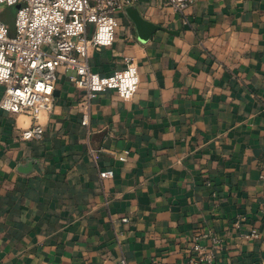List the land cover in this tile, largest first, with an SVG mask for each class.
Returning a JSON list of instances; mask_svg holds the SVG:
<instances>
[{
    "label": "crops",
    "instance_id": "obj_1",
    "mask_svg": "<svg viewBox=\"0 0 264 264\" xmlns=\"http://www.w3.org/2000/svg\"><path fill=\"white\" fill-rule=\"evenodd\" d=\"M130 6L150 38L124 10L114 44L88 49L101 75L133 58L130 100L99 93L83 126L84 93L61 73L39 140L21 138L30 116L0 110V264H206L199 234L220 239L212 264H264V0Z\"/></svg>",
    "mask_w": 264,
    "mask_h": 264
},
{
    "label": "built area",
    "instance_id": "obj_2",
    "mask_svg": "<svg viewBox=\"0 0 264 264\" xmlns=\"http://www.w3.org/2000/svg\"><path fill=\"white\" fill-rule=\"evenodd\" d=\"M137 0H0L2 6L19 2L15 32L0 19V110L25 114L36 123L21 132L23 140H39L44 128L37 122L41 112L54 103L58 76L65 73L68 82L82 90L81 124L88 127L92 101L106 90H113L122 100H130L139 89L138 66L125 57V66L109 75L90 69L88 49L112 46L119 27V15ZM178 12H184L194 0H160ZM186 21V20H185ZM77 38V40H75ZM1 130V126H0ZM96 163L97 156L91 152ZM125 160L124 156L119 157ZM112 169H98L101 180L112 178ZM264 178V174H261ZM126 221V218L124 219ZM206 236L193 238L194 261L212 264L220 239L212 237L210 246L201 243ZM245 238L261 239L252 228ZM114 264H128L121 257ZM228 264H233L229 262Z\"/></svg>",
    "mask_w": 264,
    "mask_h": 264
},
{
    "label": "water",
    "instance_id": "obj_3",
    "mask_svg": "<svg viewBox=\"0 0 264 264\" xmlns=\"http://www.w3.org/2000/svg\"><path fill=\"white\" fill-rule=\"evenodd\" d=\"M125 10L128 17L135 24L136 31L138 33V39L141 41H147L150 38L152 32L156 29V26L142 18V16H140L134 7L128 6L125 8Z\"/></svg>",
    "mask_w": 264,
    "mask_h": 264
},
{
    "label": "rangeland",
    "instance_id": "obj_4",
    "mask_svg": "<svg viewBox=\"0 0 264 264\" xmlns=\"http://www.w3.org/2000/svg\"><path fill=\"white\" fill-rule=\"evenodd\" d=\"M23 5V3L19 2L14 5L2 6V11L0 13V19L5 22L9 27V35H13L15 32V17L17 10ZM77 40V38H75Z\"/></svg>",
    "mask_w": 264,
    "mask_h": 264
}]
</instances>
